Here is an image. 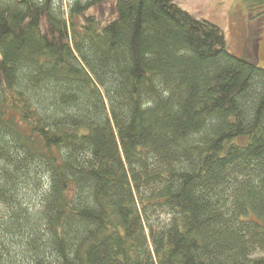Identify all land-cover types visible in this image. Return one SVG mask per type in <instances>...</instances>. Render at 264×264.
Instances as JSON below:
<instances>
[{
	"label": "trees",
	"instance_id": "16d2710c",
	"mask_svg": "<svg viewBox=\"0 0 264 264\" xmlns=\"http://www.w3.org/2000/svg\"><path fill=\"white\" fill-rule=\"evenodd\" d=\"M0 264H264V68L172 0H0Z\"/></svg>",
	"mask_w": 264,
	"mask_h": 264
},
{
	"label": "rangeland",
	"instance_id": "374dc122",
	"mask_svg": "<svg viewBox=\"0 0 264 264\" xmlns=\"http://www.w3.org/2000/svg\"><path fill=\"white\" fill-rule=\"evenodd\" d=\"M62 18L69 20V6L82 0H54ZM85 1V0H83ZM193 17L219 26L227 49L235 56L264 68V0H172ZM112 6H104L110 12ZM107 15V14H106Z\"/></svg>",
	"mask_w": 264,
	"mask_h": 264
}]
</instances>
